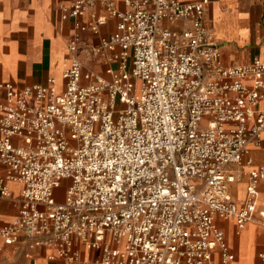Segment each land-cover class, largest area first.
<instances>
[{
    "label": "built area",
    "instance_id": "1",
    "mask_svg": "<svg viewBox=\"0 0 264 264\" xmlns=\"http://www.w3.org/2000/svg\"><path fill=\"white\" fill-rule=\"evenodd\" d=\"M95 2L117 17L90 48L112 51L108 77L73 56L60 88L53 76L0 83V196L22 183L0 235L29 252L54 246L68 264H232L217 220L253 218L264 166L245 155L264 131V60L223 61L208 0H70L63 10L79 18ZM93 18L96 31L106 19ZM81 48L73 37L69 49ZM244 175L236 200L230 186Z\"/></svg>",
    "mask_w": 264,
    "mask_h": 264
},
{
    "label": "crops",
    "instance_id": "2",
    "mask_svg": "<svg viewBox=\"0 0 264 264\" xmlns=\"http://www.w3.org/2000/svg\"><path fill=\"white\" fill-rule=\"evenodd\" d=\"M114 2L123 8V0ZM69 5L70 0H0V83L23 87L45 84L53 76L60 88L62 71L73 56L84 68L109 76L105 70L113 65L109 60L112 51L103 49L92 55L90 48L114 32L117 17L101 2H95L82 16L74 18L63 10ZM93 14L106 19L96 31L88 26L94 21ZM205 22L213 30L226 64L247 63L253 57L264 60V0H208ZM81 24L86 28L81 29ZM75 36L82 48L72 52L69 42ZM4 100L6 88L0 85V103ZM259 106L264 108V99ZM246 158L252 166H264V131L259 142L249 143ZM247 181L244 175L231 184L236 200L245 196ZM7 187L9 193L0 196V228L16 218L20 207L22 183L7 181ZM217 222L235 254L232 264H264V177L259 182L252 220L242 228L231 218H219ZM77 247L82 258L93 255L82 245ZM54 251V246H38L29 252L24 240L6 244L0 235V264H68ZM214 261L222 264L218 255Z\"/></svg>",
    "mask_w": 264,
    "mask_h": 264
}]
</instances>
